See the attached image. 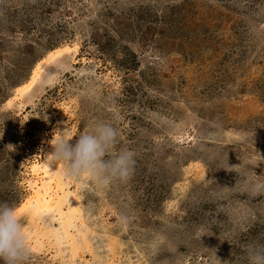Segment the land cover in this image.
Here are the masks:
<instances>
[{"label":"rangeland","instance_id":"1","mask_svg":"<svg viewBox=\"0 0 264 264\" xmlns=\"http://www.w3.org/2000/svg\"><path fill=\"white\" fill-rule=\"evenodd\" d=\"M97 120L136 165L65 173L93 232L76 264H247L264 244V0H0V202L23 227L30 166ZM28 242L25 264H73Z\"/></svg>","mask_w":264,"mask_h":264},{"label":"bare ground","instance_id":"2","mask_svg":"<svg viewBox=\"0 0 264 264\" xmlns=\"http://www.w3.org/2000/svg\"><path fill=\"white\" fill-rule=\"evenodd\" d=\"M76 52L75 49H64L49 54L47 59L37 68L31 83L21 90L20 97L24 98L27 92L29 93L32 88H36L35 85H43L42 78L45 77L48 81L51 79L47 73L50 64L56 66L55 72L68 69L64 66L65 59L73 58L72 55H75ZM45 72L47 73L46 76H44ZM81 74L86 75L87 72L84 70L81 71ZM28 96L30 95L28 94ZM52 151L53 147H49L40 162L30 166V175L32 176L28 181L30 198L21 209L23 215L27 217V225L24 226V231L27 240L34 241L32 251L44 248L45 241H48L49 246L56 248V255L60 256L61 259L66 257L70 262L76 264L75 261L79 259V253L90 249L92 243L87 234L93 232L86 225L84 212L86 189L82 188L79 192H74L69 188L70 182L68 178H65L63 165H51L50 161H46ZM89 178L85 175L81 179L86 182ZM41 225L44 229H41Z\"/></svg>","mask_w":264,"mask_h":264},{"label":"clouds","instance_id":"3","mask_svg":"<svg viewBox=\"0 0 264 264\" xmlns=\"http://www.w3.org/2000/svg\"><path fill=\"white\" fill-rule=\"evenodd\" d=\"M71 140L51 141L53 151L46 159L51 165H63L68 176L86 175L107 186L127 181L133 174L136 154L131 149L116 150L118 131L111 123L97 120L75 143H70ZM28 251L17 206L0 202V264H25ZM246 260L247 264H264V244L250 245Z\"/></svg>","mask_w":264,"mask_h":264}]
</instances>
